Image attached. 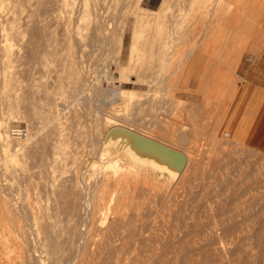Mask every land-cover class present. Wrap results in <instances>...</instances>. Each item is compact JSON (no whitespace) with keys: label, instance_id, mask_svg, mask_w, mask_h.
Here are the masks:
<instances>
[{"label":"rangeland","instance_id":"obj_1","mask_svg":"<svg viewBox=\"0 0 264 264\" xmlns=\"http://www.w3.org/2000/svg\"><path fill=\"white\" fill-rule=\"evenodd\" d=\"M169 1L179 40L150 84L128 68L141 0H0V264H264V110L253 142L242 108L222 127L264 57V0ZM113 130L183 163L129 169Z\"/></svg>","mask_w":264,"mask_h":264},{"label":"bare ground","instance_id":"obj_2","mask_svg":"<svg viewBox=\"0 0 264 264\" xmlns=\"http://www.w3.org/2000/svg\"><path fill=\"white\" fill-rule=\"evenodd\" d=\"M168 1L169 0H164V3L162 5V7H160V10L150 11V10L141 8V11L142 12H135L134 14H132V15L135 16V20H134V23H135V29H134L135 35H134V39H135V41H134V43L132 45V48H131V60H130V64H129L128 68H129V70H131V69L133 70L134 68L136 69L137 78H136V80H134V79L133 80L136 81V82H138V83L139 82L140 83H146V82H148V83L152 84L153 82H155V80H157V78H156V75L157 74L156 73H158V71H157L158 69L155 67V64L157 63V67H158V65L160 67V65H162L164 62H165L164 65H166L167 63H169L171 61L170 59H172V55H173L171 52H174L173 51V49H174L173 46H172L173 49L170 52V50H169V49H171L170 44L171 43L173 44V41L175 39L179 40L178 35H176L179 32V30H178L179 28L177 29L178 32H177V30H174V29L173 30L172 29L171 30L165 29V31H164V29L162 30V28H161V26L164 27L163 26L164 25L163 22L161 23L163 25L159 26L160 25V22H161L160 21L161 18L165 17V15L167 16L166 10H168V6H167V2ZM200 1H198V2H200ZM203 1H205V0H203ZM192 3L193 2L190 1V4H192ZM224 3H226V1L223 2V3L221 2V4H224ZM195 4L196 3H195V0H194V4H192V5L195 6V7H197L199 5L198 6V9L199 8L201 9L202 6L203 7H206L205 6L206 4L204 2L202 4V6L200 5L201 2L198 5L197 4L195 5ZM207 4H209V0H208V3ZM228 5H229V3L227 4V6ZM231 5H232V3H231ZM231 5H229V6H231ZM136 9H137V7H136ZM195 9H197V8H195ZM203 10L205 11L206 9H203ZM204 11H203V13L205 14ZM235 12H237V11H235ZM186 13L188 14V12H186ZM236 14H238V13H236ZM236 14L234 16H237ZM185 16H186V14H185ZM182 17L184 18V16H182ZM163 20H164V18H163ZM185 20H187V19H185ZM181 22H183V21H181ZM164 23H165V21H164ZM149 24H153V25H155V27H154V29H152L150 31V33L148 35L145 36L144 33H143V31L145 30L146 27L150 26ZM176 24L177 25L179 24L178 26H180L181 23L180 22H177ZM101 25H102V23H101ZM156 25L158 26L157 28H156ZM165 26H167V25H165ZM212 26H213V24H212ZM104 27H105V25H104ZM181 27H182V25H181ZM166 28H168V27H166ZM148 30H149V27H148ZM100 31H101V27L99 28L98 32H100ZM102 31H103V29H102ZM162 31H164L166 33L164 34ZM101 33L102 34L103 33H107V31H104V32H101ZM145 37L147 38V40H145ZM141 38H142V40L144 39V42H143V46L139 47V46L136 45L137 44L136 41L137 42L140 41ZM6 47H8V46L6 45L5 48ZM8 48L6 50H8ZM9 50H11V49L9 48ZM9 50H8V52H9ZM166 60H167V63H166ZM168 60H169V62H168ZM128 68H127V70H128ZM155 68H156V70H155ZM164 68L165 67H163V69ZM144 71H146V72L147 71L148 72L149 71H153L154 72V76L152 75V73L151 74L149 73V75H148V72H147L146 73L148 75V77H147V76H145L146 74L144 73ZM143 73H144V76H143ZM123 76H125L124 78H125L126 81H130L129 80V75H128L127 71L123 73ZM133 80H131V81H133ZM113 94H114V96H116L117 98H119L120 100L125 101V102L131 101L135 97L134 94L131 92V90L125 89V88H120V89L115 90V91L113 90ZM122 129H124V128H122ZM117 130H113V131H111V132L108 133L109 134V135H107L108 136V141L106 143L108 144V147H112V146H114V145H116L118 143L120 144V142H124L123 143V147L124 148H123L122 155H123V159L126 160V164L125 165L128 166L129 169L132 168L135 171H138V170L140 171V169L142 170V169H145L147 167H152L153 169L158 170L160 167H164L165 169H167V171L170 170L172 172H175V170L178 169V167L181 166V164L183 163V160L184 159H183L182 155L179 152H176L174 150V148L173 149H170L171 147L170 148H166V147L157 145L152 140L138 137V136H136L132 132H127V131L126 132L125 131L123 132V131H117ZM8 132L6 131V129L4 130V127H3L2 123H0V142L2 141L3 142V145H4L5 142L8 141L7 140V136H9L7 134ZM180 139L181 140H184V142H185V140L187 138H186L185 135H183ZM8 142H10V141H8ZM6 144L7 143H5V147H6L5 148V151L7 149ZM8 145H10V144H8ZM21 145L22 144H20L18 146L20 147ZM120 145H118V146H120ZM22 147L23 146H21V148ZM114 148H116V147H114ZM121 150H119V151H121ZM111 151H113V150H111ZM111 151H110V153H111ZM7 152H8V150H7ZM114 152L115 151H113L112 153H114ZM115 155H116V152H115ZM111 156H113V155H111ZM109 157H110V155H109ZM116 157H118V155H116ZM118 162H116L115 164H110V166L116 167V165L118 164ZM118 167H121V166H118ZM117 169L119 170L120 168H117ZM176 174H177V172H176ZM109 181H111V179ZM105 183H106V181H105ZM107 183H108V180H107ZM106 184H104V185H106Z\"/></svg>","mask_w":264,"mask_h":264},{"label":"crops","instance_id":"obj_3","mask_svg":"<svg viewBox=\"0 0 264 264\" xmlns=\"http://www.w3.org/2000/svg\"><path fill=\"white\" fill-rule=\"evenodd\" d=\"M160 1L161 0H141V4L143 7L141 6L140 7L141 8L145 7L144 9L150 11H157L160 9L164 0H162L161 4L159 5ZM130 60H131V54H130L129 64H130ZM240 74L242 75V80L238 84V87L246 84L247 85L246 93L248 92V94L249 93L252 94L251 96H249L250 97L249 100H245L246 93L240 97L237 106L234 110L233 116L227 123H225V116H223L224 118L222 120V127L224 129L231 127L233 123L232 119L234 115H236L237 112L242 108L241 110L244 114V119L239 128L238 133L240 138L238 139L242 140L243 142H253V140L257 137V133L262 128L261 116L264 110V57L259 56L258 60L250 70L249 68L240 69ZM228 110H229V106L226 109V114Z\"/></svg>","mask_w":264,"mask_h":264},{"label":"built area","instance_id":"obj_4","mask_svg":"<svg viewBox=\"0 0 264 264\" xmlns=\"http://www.w3.org/2000/svg\"><path fill=\"white\" fill-rule=\"evenodd\" d=\"M247 59V58H246Z\"/></svg>","mask_w":264,"mask_h":264}]
</instances>
